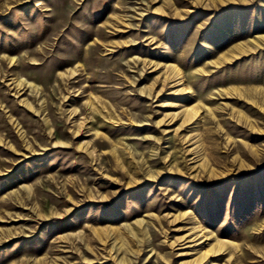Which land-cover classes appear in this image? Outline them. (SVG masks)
<instances>
[{"label":"rangeland","instance_id":"rangeland-1","mask_svg":"<svg viewBox=\"0 0 264 264\" xmlns=\"http://www.w3.org/2000/svg\"><path fill=\"white\" fill-rule=\"evenodd\" d=\"M0 264H264V0H0Z\"/></svg>","mask_w":264,"mask_h":264}]
</instances>
